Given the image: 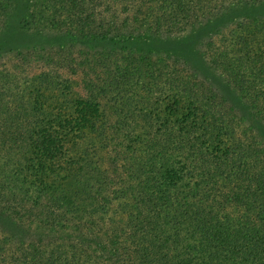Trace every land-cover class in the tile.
I'll use <instances>...</instances> for the list:
<instances>
[{
    "label": "trees",
    "instance_id": "1",
    "mask_svg": "<svg viewBox=\"0 0 264 264\" xmlns=\"http://www.w3.org/2000/svg\"><path fill=\"white\" fill-rule=\"evenodd\" d=\"M11 55L0 264H264V0H0Z\"/></svg>",
    "mask_w": 264,
    "mask_h": 264
},
{
    "label": "rangeland",
    "instance_id": "2",
    "mask_svg": "<svg viewBox=\"0 0 264 264\" xmlns=\"http://www.w3.org/2000/svg\"><path fill=\"white\" fill-rule=\"evenodd\" d=\"M124 44H127L129 46L147 44L148 46H155L157 50L175 49L181 52V57L183 59L191 61L192 63L202 67L203 69H208V67L201 61L200 54L195 48V39L193 35H187L178 39H124L117 41V45L119 46H122ZM47 69L48 67L44 66V64L36 58H27L23 61L11 55L5 59H0V72L2 73L8 71L17 78H22L23 76H32L37 73H40V71L42 70ZM61 75L64 78L68 77V79L71 80V96L73 97V99L77 100L78 103L84 102V94L78 86V76H72L73 74L70 70L61 71Z\"/></svg>",
    "mask_w": 264,
    "mask_h": 264
}]
</instances>
